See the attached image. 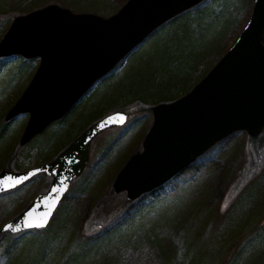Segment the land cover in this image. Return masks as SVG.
Returning <instances> with one entry per match:
<instances>
[{
	"label": "rangeland",
	"instance_id": "374dc122",
	"mask_svg": "<svg viewBox=\"0 0 264 264\" xmlns=\"http://www.w3.org/2000/svg\"><path fill=\"white\" fill-rule=\"evenodd\" d=\"M126 1L0 0V40L16 16L48 4L109 17ZM203 2V7L215 11L212 21L220 17L212 23L204 46H210L217 33L220 46L203 50L188 68L185 79L192 84L225 53L222 47L230 46L231 37L236 38L253 0ZM225 18L228 26L221 31ZM152 46L141 47L142 56L125 72L134 49L86 92L64 123L55 122L25 146L19 145V139L28 114L8 121L5 116L30 82L39 59L0 58V123L6 124L0 138V170L11 167L21 172L43 164L56 156L51 151L58 141L63 143L59 150L72 141L63 140L72 123L77 137L99 118L124 111L120 100L108 102L111 88L115 95L113 85L119 79V89L140 84L141 70L160 57L158 47ZM164 78L155 86L163 85ZM91 101L103 109L95 119L89 117ZM132 108L133 114L124 111L129 115L125 125L92 141L87 166L71 183L45 229L0 236V264H264V133L257 138L244 131L231 134L168 182L128 203L125 192L113 193L112 183L128 158L141 152L152 124L151 110L140 111L139 104ZM50 182V177L39 174L0 194V227L37 194L45 193Z\"/></svg>",
	"mask_w": 264,
	"mask_h": 264
},
{
	"label": "water",
	"instance_id": "95a60500",
	"mask_svg": "<svg viewBox=\"0 0 264 264\" xmlns=\"http://www.w3.org/2000/svg\"><path fill=\"white\" fill-rule=\"evenodd\" d=\"M204 0H127L113 15L74 13L48 4L16 16L0 40V58L39 59L37 68L5 120L28 114L19 139L25 146L62 119L81 97L166 22ZM152 124L141 152L117 173L112 191L131 203L160 187L229 135L257 137L264 128V0L252 10L238 35L189 92L151 108ZM128 113L116 111L90 124L53 159L25 171L2 169L0 194L39 174L51 178L3 233L43 230L89 161L92 141L122 127Z\"/></svg>",
	"mask_w": 264,
	"mask_h": 264
},
{
	"label": "trees",
	"instance_id": "16d2710c",
	"mask_svg": "<svg viewBox=\"0 0 264 264\" xmlns=\"http://www.w3.org/2000/svg\"><path fill=\"white\" fill-rule=\"evenodd\" d=\"M203 3L178 15L177 17L162 25L160 28L154 31L146 39V41L140 44L134 53L131 52L132 54L128 56L129 62L125 72H128L130 65H133L138 60V58L142 56V54H140V50L142 49L141 47L145 45H150L151 48H153L152 45L157 46L160 57L154 65H150L148 68L146 66L141 70L140 84H136V87L119 89L118 85L121 83L122 79H119L117 82H115L113 85V87L116 85L115 95L112 92L113 88H111L112 91L107 99L108 102L111 103L114 100H120L122 102L121 107H123V110L128 111V109H130L132 114L136 111L133 110L132 106L134 107L137 104L140 106L138 109L140 111L151 110L152 105H156L161 102L172 101L187 93L203 77L202 76L199 78L197 82L194 81L195 84H192V80L188 81L185 79L187 76L186 71L196 61V58L201 55L203 50H212L213 48L220 46V33H217L214 37H212L210 46H204L206 44L205 38H207L209 30L213 26L212 23L214 22L215 24V22L220 17L217 19L213 18L212 21V17H210V15L215 13V11L210 10V6L203 7ZM229 16H231L230 13ZM227 17L228 16H226V18ZM226 18L223 21L221 31L226 30V27L228 26V19ZM202 22L204 23L202 24ZM202 25L205 26L202 27ZM234 38L235 37L233 35L230 39L231 42L234 40ZM227 48V45H224V47H222V52L226 51ZM222 54L223 53H221V55ZM24 62V60L21 61V63ZM166 76L168 77L166 78ZM163 78L166 82H164L163 85L155 86L157 83H162ZM190 84H192V86H190ZM91 98L92 101H95L94 95ZM92 101L89 103L91 108V115L89 117L95 119L100 115L103 109L102 107H98L95 104L93 106ZM66 119H61V121L59 120L58 122L64 123ZM74 124L75 123H72L65 130L63 140H72V138L76 136L77 133L74 131L76 125ZM85 124L87 125V123ZM5 131L6 124L0 123V138L3 137ZM262 133H264V128L260 134ZM260 134L257 137H259ZM61 144H63L62 141H58L57 144L52 147V155H55L56 153L58 154L61 151L59 150ZM5 168L13 170L11 167Z\"/></svg>",
	"mask_w": 264,
	"mask_h": 264
}]
</instances>
